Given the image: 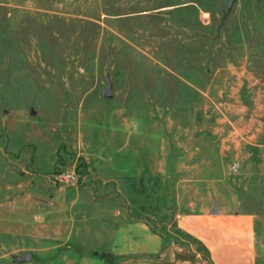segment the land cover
<instances>
[{"label": "rangeland", "instance_id": "1", "mask_svg": "<svg viewBox=\"0 0 264 264\" xmlns=\"http://www.w3.org/2000/svg\"><path fill=\"white\" fill-rule=\"evenodd\" d=\"M227 1L0 0V264L137 260L106 252L132 222L143 264H210L203 212L264 264V0Z\"/></svg>", "mask_w": 264, "mask_h": 264}, {"label": "crops", "instance_id": "2", "mask_svg": "<svg viewBox=\"0 0 264 264\" xmlns=\"http://www.w3.org/2000/svg\"><path fill=\"white\" fill-rule=\"evenodd\" d=\"M176 223L204 247L210 264H256L253 223L250 217L203 212L178 215ZM106 236V252L113 259L138 258L119 264H143L161 251L160 237L142 222L116 225Z\"/></svg>", "mask_w": 264, "mask_h": 264}, {"label": "water", "instance_id": "3", "mask_svg": "<svg viewBox=\"0 0 264 264\" xmlns=\"http://www.w3.org/2000/svg\"><path fill=\"white\" fill-rule=\"evenodd\" d=\"M235 0H228L227 3H226V7L224 9V16L226 17L229 10L231 9V7L233 6ZM104 98L108 99L110 98V93H109V90L107 89L105 92H104ZM235 169V168H234ZM32 259V253L31 252H28L26 254H23L19 257H16V261L19 262V263H23V262H29L31 261Z\"/></svg>", "mask_w": 264, "mask_h": 264}]
</instances>
